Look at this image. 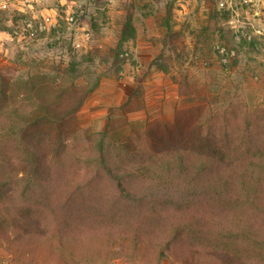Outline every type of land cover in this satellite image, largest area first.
I'll return each mask as SVG.
<instances>
[{
  "label": "rangeland",
  "instance_id": "374dc122",
  "mask_svg": "<svg viewBox=\"0 0 264 264\" xmlns=\"http://www.w3.org/2000/svg\"><path fill=\"white\" fill-rule=\"evenodd\" d=\"M129 15L136 33L122 39ZM72 81L83 93L78 111L28 128L30 139L64 136L70 150L107 130L111 149L131 138L142 150L157 137L174 144L208 114L239 134L243 110L264 109V0H0V125L16 126L6 150L20 139L21 116L43 97L61 109ZM6 202L28 222L53 220L17 191ZM26 260L0 249V264ZM109 264L156 263L121 255Z\"/></svg>",
  "mask_w": 264,
  "mask_h": 264
},
{
  "label": "trees",
  "instance_id": "16d2710c",
  "mask_svg": "<svg viewBox=\"0 0 264 264\" xmlns=\"http://www.w3.org/2000/svg\"><path fill=\"white\" fill-rule=\"evenodd\" d=\"M135 33L129 15L122 39ZM76 87L72 81L61 109L43 97L21 116L11 151L5 144L16 126L0 125L1 250L28 264H109L121 255L156 264H264V109H244L234 124L245 126L239 134L208 114L188 130L182 124L187 131L174 144L157 137L142 150L131 138L111 149L107 130L70 150L64 136L30 139L28 128L78 111ZM68 163L82 167L69 172ZM13 191L44 207L52 222L16 216L6 202Z\"/></svg>",
  "mask_w": 264,
  "mask_h": 264
}]
</instances>
